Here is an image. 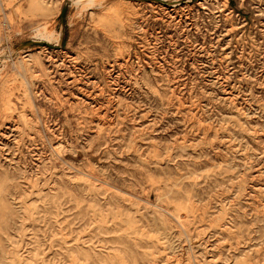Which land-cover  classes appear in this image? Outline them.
<instances>
[{
    "label": "rangeland",
    "instance_id": "rangeland-1",
    "mask_svg": "<svg viewBox=\"0 0 264 264\" xmlns=\"http://www.w3.org/2000/svg\"><path fill=\"white\" fill-rule=\"evenodd\" d=\"M0 264H264V0H0Z\"/></svg>",
    "mask_w": 264,
    "mask_h": 264
},
{
    "label": "bare ground",
    "instance_id": "bare-ground-1",
    "mask_svg": "<svg viewBox=\"0 0 264 264\" xmlns=\"http://www.w3.org/2000/svg\"><path fill=\"white\" fill-rule=\"evenodd\" d=\"M127 1H132V0H127ZM55 37H56V43L60 44V42H62L61 41L62 34L60 32H58V34ZM44 38L48 39V43H51L53 40L48 36H44ZM43 42H45V41H43Z\"/></svg>",
    "mask_w": 264,
    "mask_h": 264
}]
</instances>
